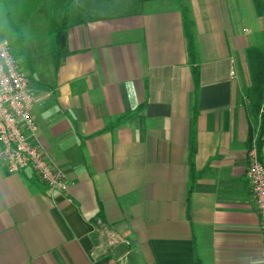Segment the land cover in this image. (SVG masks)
Instances as JSON below:
<instances>
[{
	"label": "crops",
	"instance_id": "obj_1",
	"mask_svg": "<svg viewBox=\"0 0 264 264\" xmlns=\"http://www.w3.org/2000/svg\"><path fill=\"white\" fill-rule=\"evenodd\" d=\"M253 17L250 0H156L70 15L58 66L43 34L26 48L32 141L68 189L0 152V264H264L245 178Z\"/></svg>",
	"mask_w": 264,
	"mask_h": 264
},
{
	"label": "built area",
	"instance_id": "obj_2",
	"mask_svg": "<svg viewBox=\"0 0 264 264\" xmlns=\"http://www.w3.org/2000/svg\"><path fill=\"white\" fill-rule=\"evenodd\" d=\"M34 99L27 74L20 68L9 43L0 40V152L9 173L30 170L52 191L65 192L68 180L53 167L46 154L32 141L36 133ZM256 140L247 151L245 178L259 220L264 246V153Z\"/></svg>",
	"mask_w": 264,
	"mask_h": 264
},
{
	"label": "trees",
	"instance_id": "obj_3",
	"mask_svg": "<svg viewBox=\"0 0 264 264\" xmlns=\"http://www.w3.org/2000/svg\"><path fill=\"white\" fill-rule=\"evenodd\" d=\"M140 3L153 0H137ZM183 3V0H177ZM253 13L256 18L262 21L260 25L259 32L256 33V44L247 48L245 51V56L247 60V66L249 71L250 86L242 91V98L247 105V109L255 116L259 114L261 116L264 113V0H250ZM74 0H68L64 7L63 15L59 20H52L47 28V36L50 43V52L54 58L55 66H58L63 58H65L68 53L66 51V39L67 30L69 22V11L70 6ZM0 5L7 9V3L5 0H0ZM81 10L77 14L78 21H81L82 16ZM7 19L10 22L8 10H6ZM182 15V26L183 33L186 39L187 52L189 57V63L191 66V73L194 80V85L197 88L199 85V74H200V59L198 54V48L196 43V38L194 35V24L190 17V12L185 4L181 6ZM92 19V18H89ZM7 22L14 28V33L17 35V28L13 24ZM22 36H15V50H17V55L22 56L23 50L21 45L23 44ZM27 63V57L24 55ZM28 64V63H27ZM28 67V66H27ZM264 120L259 123L257 129L249 130L248 139V150L251 148V143L255 139L256 146L259 154L264 153ZM261 129V130H260ZM193 156V154H191ZM192 175V174H191ZM193 190V182L191 180L188 193L190 194Z\"/></svg>",
	"mask_w": 264,
	"mask_h": 264
},
{
	"label": "rangeland",
	"instance_id": "obj_4",
	"mask_svg": "<svg viewBox=\"0 0 264 264\" xmlns=\"http://www.w3.org/2000/svg\"><path fill=\"white\" fill-rule=\"evenodd\" d=\"M7 3L10 22L7 19L6 10L0 5V38L9 43L10 49L17 59L20 68L28 75V68L24 58L26 48L35 47L42 42V35L48 37L46 32L52 20L61 19L64 7L68 0H5ZM156 1V0H153ZM150 2V1H147ZM140 4L137 0H74L70 6V15L78 14L81 10L82 17L97 18L103 15H112L132 10L133 6ZM7 22L17 28V35L23 37L22 56L17 55L15 50L14 28ZM262 21L253 17V22L249 25L254 30V36L259 32ZM46 26V27H45ZM45 27V29H43ZM0 39V40H1ZM256 41V37H255ZM27 43V45H26ZM26 45V47H25ZM253 118L254 129L259 127V123L264 120V113ZM264 125V123H262ZM264 128V127H262ZM261 130V129H260Z\"/></svg>",
	"mask_w": 264,
	"mask_h": 264
}]
</instances>
